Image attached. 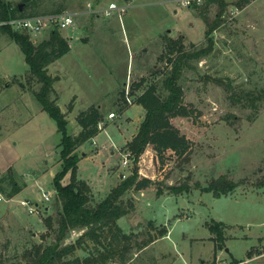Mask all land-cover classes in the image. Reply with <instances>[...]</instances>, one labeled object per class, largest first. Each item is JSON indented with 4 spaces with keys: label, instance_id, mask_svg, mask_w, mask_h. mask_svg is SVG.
Instances as JSON below:
<instances>
[{
    "label": "rangeland",
    "instance_id": "374dc122",
    "mask_svg": "<svg viewBox=\"0 0 264 264\" xmlns=\"http://www.w3.org/2000/svg\"><path fill=\"white\" fill-rule=\"evenodd\" d=\"M6 1L14 6L23 4V0ZM34 1L38 12L61 9L59 13H71L77 20L75 25L61 30L71 42L72 52L48 68L59 79L55 87L60 93L62 111L68 112L71 135L79 128L77 117L83 110L102 106L100 111L106 116L112 111L119 115L118 109L127 101V93L133 102L147 87L162 82L169 69L162 55L166 37H184L188 48L206 47L203 12L211 22L219 19L212 35L213 50L195 64L196 69L186 71L182 79L184 102L190 115L175 119L174 124L191 142L190 161L181 162L170 151L162 161L150 147L139 165L141 178L151 179L153 184L125 196L134 208L118 224L126 233L131 230L136 235L130 244L127 264H264V106L255 110L236 100L242 90L264 88V0H251L244 7H239L237 1L224 0L227 7L220 17L219 6L206 7V1L187 7L181 0H149L147 6L133 7L128 16L137 25L135 42L128 41L130 36L121 20L112 17L115 35L108 39L95 34L88 46L81 38L85 32L89 35L95 25L94 8L109 7L112 1L121 5L123 0ZM142 1L137 0L134 5ZM86 19L88 24L84 23ZM109 19L101 15L100 20L105 23ZM49 35L50 31L45 32L34 42L39 43ZM146 43L149 55L140 49ZM95 49L100 51L106 68L95 66L92 53ZM82 57L87 59L81 64L75 62ZM29 75L30 67L21 47L0 28V170L14 165L21 176H18L20 183L24 175L30 185L23 198L32 201L33 207L55 211L58 204L54 178L63 169L60 162L63 135L56 120L42 109L35 93L26 88ZM141 79L145 81L142 89L135 90L134 84ZM114 88L115 92L111 90ZM95 95L97 99H90ZM71 103L74 106L69 111ZM139 107L124 111L117 123L106 117L109 126L98 138L97 146L89 141L77 150L81 154L87 148L91 156L81 163L80 175L89 178L98 200L106 198L120 183L122 173L130 174L135 167L132 160L128 167L122 165L126 146L112 150L110 144L103 147L101 142L106 133L122 142L130 138L139 122L140 115L135 113ZM97 151L100 154L96 155ZM38 172L43 176L36 183ZM221 176L239 184L233 194L217 198L213 192L202 190ZM70 180L68 173L63 183ZM171 185H187L190 189L178 196H156L158 187L167 191ZM43 192L52 194L51 201L44 199ZM4 205L5 201L0 202V217L6 213ZM29 215L30 221L37 222L33 228L22 229L14 213L4 220L0 218V257L17 261L27 246L42 240L44 215L40 216L43 220L40 223L38 217ZM216 223L223 225L222 246L215 239ZM164 228L168 235L165 233L148 248L139 250V244ZM82 233H74V241ZM46 237V243L50 242L51 237Z\"/></svg>",
    "mask_w": 264,
    "mask_h": 264
},
{
    "label": "trees",
    "instance_id": "16d2710c",
    "mask_svg": "<svg viewBox=\"0 0 264 264\" xmlns=\"http://www.w3.org/2000/svg\"><path fill=\"white\" fill-rule=\"evenodd\" d=\"M250 1L240 0L236 4L244 7ZM205 3L206 7L217 4L219 17L227 7L224 0H206ZM37 9L38 4L34 0L26 2L22 10L19 5L14 6L9 1L0 0V20L62 12L61 9L51 12H38ZM205 14L203 12L207 25L206 47L191 45L188 48L184 37L165 38V51L162 55L169 67L166 75L162 82L147 87L133 101L141 104L146 110L138 133L126 145V153L130 154V160L135 163V167L102 200L96 199L89 183L78 177V165L83 154H79L77 150L99 134L104 114L95 106L81 112L78 116L81 131L78 134H69L68 112H63L58 104L59 95L55 89L58 77L52 76L48 69L53 62L71 50L70 42L58 29L51 31L47 39L35 43L27 33L12 31L8 27L1 28L4 33L10 34L25 54L30 67L26 88L30 87L35 93L42 109L56 120L63 135L60 155L63 169L54 178L58 208L53 214L45 217L47 232L42 235V240L34 241L27 246L17 261L11 262L5 256L0 257V264H127L132 250L130 244L136 235L134 232L126 233L118 224V220L128 215L134 208L132 201L125 199V196L133 190L141 191L153 184L151 179L141 178L139 165L141 158L152 147L162 161L166 159L165 155L169 151L181 162L190 161L191 142L175 126L174 120L190 115L188 105L184 102L182 85L186 71L196 69L195 64L207 57L214 47L212 35L219 25V19L211 22ZM217 81L224 84L221 79ZM142 84L143 82L134 84V89H139ZM229 87L230 84L227 85V88ZM240 93L242 94H235L239 96L237 102L244 101L255 110L264 106V88L249 92L242 90ZM73 106L74 103H71L69 111ZM129 106L130 103L125 101L118 110L123 112ZM68 173L71 174V180L64 184L63 180ZM238 186L237 182L221 176L206 187H202V190L213 192L215 197L220 198L233 194ZM24 187L25 183H20L12 167L0 175V191L7 198L15 196ZM189 189L187 185H171L167 187V191L158 187L157 194L182 195ZM154 228L158 229L155 226ZM76 230L83 233L76 241L67 243V239ZM214 230L217 234L215 239L219 246H222L224 240L222 223H216ZM166 232L168 233L167 229H161L157 236L139 244L141 245L139 250L148 248ZM47 235L51 237V241L46 243Z\"/></svg>",
    "mask_w": 264,
    "mask_h": 264
},
{
    "label": "crops",
    "instance_id": "0c3cea01",
    "mask_svg": "<svg viewBox=\"0 0 264 264\" xmlns=\"http://www.w3.org/2000/svg\"><path fill=\"white\" fill-rule=\"evenodd\" d=\"M130 1H132V2H130ZM10 2V1H9ZM113 2H115V1H112L111 3H113ZM124 2V3H123ZM123 2H121L120 4L121 5H119V6H126L128 3L127 2H130V6L126 9V11L123 13V18H124V21L121 19V17H120V15H119V13H115L113 16H106L105 14H104V10L107 8L106 6H104V7H98V8H94L95 9V11H94V13L95 14H97V17H95L96 19L94 20V21H92V23L94 22V27H92L91 26V28H90V34L88 35L87 34V32H85V35L84 36H82V38H81V40L84 42L83 44L84 45H86V46H88V45H90L91 44V38L96 34V35H100V36H105L106 38H111V37H113L114 35H115V31L112 29L113 27H114V24H115V22L114 21H112V17H114V18H119L120 20H121V22H122V27H123V29L126 27V29L125 30H127L128 31V35L130 36V38H128V41L131 43V42H135L136 41V38H138V34H137V31H136V27H137V25H136V23H135V21L133 20V19H131V20H133L134 22H130V19H129V17L128 16H130V14H131V10H132V8L133 7H135V6H140V7H142V6H147L148 4H149V0H143L142 1V3H140V4H138V5H134V4H136V3H134V2H137V0H123ZM110 3V4H111ZM116 3V2H115ZM93 12V11H92ZM86 14H87V11L85 12ZM89 14H92L93 16L95 15V14H93V13H91V11H89ZM101 15H103V16H105L106 18H110L108 21H104L105 23H103V22H101ZM77 22V20L75 19V23ZM127 22H128V24H127ZM85 24L87 23L88 24V21H87V19H86V22H84ZM124 24H125V26H124ZM75 25V24H74ZM130 25V26H129ZM86 27V25L84 26V31H87V28H85ZM103 28H105V31H103L102 29ZM124 30V31H125ZM87 34V35H86ZM127 39V38H126ZM147 41H149L148 39H147ZM147 43H149V42H147ZM147 43L146 44H142L141 45V47H140V49L142 50V51H144V55H146V53H147V55H149V48L147 47L148 45H147ZM70 46H71V50L68 52V54L70 53V52H72V50H73V47H72V44H71V42H70ZM108 49H110L111 48V46H109L108 45V47H107ZM94 49V48H93ZM82 51H83V49H82ZM86 52V51H85ZM93 62L95 63V66L96 67H101V68H106L107 66H106V64H105V62L102 60V58H101V54H100V51H98L97 49H95L93 52ZM162 54H163V51H162ZM83 59H87V57H82V58H80V59H76L75 60V62L76 63H79V64H81L82 63V61H83ZM50 73V72H49ZM52 75V74H51ZM53 76V75H52ZM58 82H59V79L57 80V85H58ZM127 82V81H126ZM140 82H145L143 79H141L138 83H140ZM138 83H136V84H138ZM126 84V83H125ZM142 86H143V84H142ZM142 86L139 88V89H136V90H141L142 89ZM55 89H56V87H55ZM116 89L117 88H114V89H111V90H113V92H115L116 91ZM58 93V95H59V101H58V104H59V102H60V93H59V91L57 92ZM141 94V93H140ZM139 94V95H140ZM76 97V96H75ZM95 97H98V95H95L94 97H91L90 99H97V98H95ZM136 105H139L140 107H139V109L137 108V111H135V113L137 114V115H140L139 116V122L137 123V125H136V127H135V131H134V133L132 134V136L130 137V138H126L125 140H124V142H122L121 140H116V139H114V138H112V137H110V135L108 134V133H106V135H107V137L105 138V139H103L102 140V142L101 143H103L104 142V144H103V147H104V145L106 144V145H108V144H110V146H111V149L112 150H115V148H119V147H124V146H126L127 145V143L128 142H130L133 138H134V136L138 133V130H139V128H140V125L142 124V122H143V120H144V118H145V115H146V110H145V108L141 105V104H138V103H135V102H132L131 103V105L128 107V108H126L124 111H126V110H129L130 108H134ZM92 107V106H91ZM91 107H89V108H91ZM100 108H102V106H99ZM87 111V110H86ZM120 112V113H118L119 115H117V117L116 118H113V119H110L109 118V114L110 113H112V112H114L115 113V111H112V112H109L108 113V115L106 116V114L105 113H103L104 114V119H103V123H105V125L103 126V128H101V130H100V132H99V134L96 136V137H94L93 139H91L90 141H93V144H95V143H97L98 144V142H97V140H98V138H102V136H103V134H104V132L106 131V127H108L109 126V123H107L106 121H105V119H106V117L108 118V120H113L114 121V123H117L118 121H116V119H118V116H119V118H122L123 117V115H124V113L125 112ZM82 112H84V110L82 111ZM117 113V112H116ZM79 116V115H78ZM77 121H78V117H77ZM138 121V120H137ZM119 126V125H118ZM78 129L75 131V133L76 134H78L80 131H81V126L79 125V123H78ZM89 142V141H88ZM119 142H120V145H119ZM97 144H95L96 146H97ZM85 145H87V143L86 144H84L83 146H81L82 148H84V146ZM105 147H108V146H105ZM88 152V149L87 148H85L81 153L83 154V157L81 158V160H80V162H79V165H78V177L79 178H81V179H83V180H85V181H87L88 183H89V185L91 186V188H92V190H93V194H94V196L96 197V193H94V189H93V187H92V185H91V183H90V180H89V178L86 176V177H83V176H81L80 175V172H81V166H82V162H85L86 160H89L90 158H91V156L87 153ZM98 154H100V152L99 151H97V153H96V155H98ZM123 154H125V153H123ZM61 162V161H60ZM12 163H15V162H12ZM60 164V163H59ZM10 167H12L13 169H14V171L16 172V174H17V176H19V177H21L20 175H18V172H17V170H16V168L14 167V165H12V164H10V166L8 167V168H6V169H4V170H0V171H2V172H5V171H7ZM42 176H43V173L42 172H38V176H37V179H34V181L36 182V183H38L41 179H42ZM22 177H23V183H25V187L18 193V194H16L15 196H13V197H11V198H6V201H5V209H6V213L2 216V217H0V218H2L3 220L8 216V214L9 213H14L16 216H17V218H18V221L20 222V225L22 226V229H24V228H33V226H35V224H37V222H35L34 220H31L30 221V213L28 214V208L26 207L25 208V206H23V205H21L23 208H25V209H23L22 207H20V206H18L19 204L18 203H20L21 201H23V200H26V198H23V195H24V193L27 191V189L30 187V185H29V183H28V181H26V179H24L25 178V176L24 175H22ZM20 181V180H19ZM68 183V182H67ZM67 183H64V184H67ZM3 195V194H2ZM156 196H159V195H156ZM160 196H162V197H169V196H173L172 194H167V193H165V194H163V195H160ZM178 196V195H177ZM11 199V200H10ZM96 199H98L97 197H96ZM8 200V201H7ZM26 201H29L31 204H33V202L32 201H30V200H26ZM2 202H4V201H2ZM38 205V204H37ZM38 210L40 211V213L39 214H32L33 216H35L36 218L38 217L39 218V222L38 223H40V222H43V220H42V217L40 218V216H43L44 215V217H47L48 215H51V214H53L54 213V210L53 209H51V208H46L45 210H42V209H40L39 207H38ZM1 214V213H0ZM39 215V216H38ZM41 220V221H40ZM1 221V220H0ZM24 227V228H23ZM1 228H2V225H1ZM79 230H76V231H73L72 232V234H71V236H70V238L69 239H67V241L68 240H70V241H68V242H74V233H77ZM47 232V228H46V226H45V224H44V230L41 232V234H44V233H46ZM130 232H131V230H130ZM129 232V233H130ZM169 232V231H168ZM36 235L39 237V233H37L36 232ZM168 235V234H167ZM162 238V237H161ZM161 238H159V239H161ZM158 239V240H159ZM158 240H156V241H158ZM155 241V242H156ZM154 242V243H155ZM153 244V243H152ZM151 244V245H152Z\"/></svg>",
    "mask_w": 264,
    "mask_h": 264
},
{
    "label": "built area",
    "instance_id": "2783aa9c",
    "mask_svg": "<svg viewBox=\"0 0 264 264\" xmlns=\"http://www.w3.org/2000/svg\"><path fill=\"white\" fill-rule=\"evenodd\" d=\"M206 0H181V3L187 7L193 4H201ZM230 1H240V0H230ZM130 4V3H129ZM127 4L126 6H119L117 3L113 2L104 10V14L106 16H113L115 13H119L122 18L123 13L130 6ZM75 24V17L73 14L65 12V13H56V14H46V15H37L32 17H17L8 20H0V28L8 27L12 31L27 33L31 36L33 42L37 39L36 37L42 35L45 32L53 31L55 29L62 30L64 28H68ZM127 101L131 104L132 101L130 99V94L127 93ZM117 114L112 112L109 114V118H116ZM103 122H101L102 124ZM100 124V125H101ZM124 157L122 159V165L124 167H128L130 163V154H123ZM122 178L125 179L127 177V173L121 174ZM43 197L46 201H51L52 194L50 192H43ZM11 200V199H10ZM6 201L4 195L0 194V202ZM8 201V200H7ZM21 205L28 208V212L30 214H39L40 211L38 207H33L29 201L23 200L20 202Z\"/></svg>",
    "mask_w": 264,
    "mask_h": 264
},
{
    "label": "water",
    "instance_id": "95a60500",
    "mask_svg": "<svg viewBox=\"0 0 264 264\" xmlns=\"http://www.w3.org/2000/svg\"><path fill=\"white\" fill-rule=\"evenodd\" d=\"M28 0H23V4H25L26 2H27ZM23 5H19V7H20V10H22L23 9V7H22Z\"/></svg>",
    "mask_w": 264,
    "mask_h": 264
},
{
    "label": "flooded vegetation",
    "instance_id": "af4514ba",
    "mask_svg": "<svg viewBox=\"0 0 264 264\" xmlns=\"http://www.w3.org/2000/svg\"><path fill=\"white\" fill-rule=\"evenodd\" d=\"M21 5H23V4H21Z\"/></svg>",
    "mask_w": 264,
    "mask_h": 264
}]
</instances>
